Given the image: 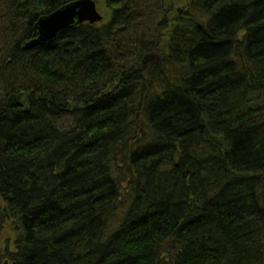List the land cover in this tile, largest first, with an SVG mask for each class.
<instances>
[{
    "label": "trees",
    "instance_id": "obj_1",
    "mask_svg": "<svg viewBox=\"0 0 264 264\" xmlns=\"http://www.w3.org/2000/svg\"><path fill=\"white\" fill-rule=\"evenodd\" d=\"M75 1L0 0V264H264V0H95L24 49Z\"/></svg>",
    "mask_w": 264,
    "mask_h": 264
},
{
    "label": "water",
    "instance_id": "obj_2",
    "mask_svg": "<svg viewBox=\"0 0 264 264\" xmlns=\"http://www.w3.org/2000/svg\"><path fill=\"white\" fill-rule=\"evenodd\" d=\"M103 18L95 0H77L41 17L35 25L37 36L27 42L24 49L33 50L39 46L51 45L65 30L81 24L96 25L103 22ZM159 58V54L150 53L144 57L142 64L146 65Z\"/></svg>",
    "mask_w": 264,
    "mask_h": 264
},
{
    "label": "rangeland",
    "instance_id": "obj_3",
    "mask_svg": "<svg viewBox=\"0 0 264 264\" xmlns=\"http://www.w3.org/2000/svg\"><path fill=\"white\" fill-rule=\"evenodd\" d=\"M184 6H185L184 4H182L181 2H178L177 6L175 7V9L177 10L179 15L182 14V9ZM99 11H100V9H99ZM100 12L102 13V11H100ZM6 22H7L6 13L4 11L0 10V55L3 53L5 46L11 45L7 41L9 39V37L3 38V35H2L3 32L6 31L5 30ZM159 54L162 55V53H159Z\"/></svg>",
    "mask_w": 264,
    "mask_h": 264
}]
</instances>
